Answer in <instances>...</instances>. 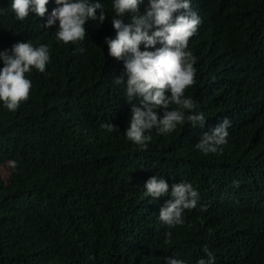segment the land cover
<instances>
[{
	"label": "trees",
	"instance_id": "trees-1",
	"mask_svg": "<svg viewBox=\"0 0 264 264\" xmlns=\"http://www.w3.org/2000/svg\"><path fill=\"white\" fill-rule=\"evenodd\" d=\"M202 1L212 3L238 49L249 50L251 76H242L222 53L207 58L194 48L197 78L206 81L195 98L205 127L185 120L168 134L153 128L141 150L125 135L126 85L114 83L117 76L127 80L123 62L110 57L104 43L116 35L113 0H90L108 17L85 25L99 39L86 33L74 44L57 40L58 21L42 27L54 0L44 18L30 13L23 21L11 0H0V51L30 42L46 45L50 55L44 72L25 73L32 85L27 101L15 111L0 101V166L10 165L6 179L0 174V264H167L168 257L198 264L206 253L215 264H264L263 194L257 226L235 247L208 241L195 209L183 212L182 225L167 226L159 212L170 194L155 201L145 195L154 175L167 181L169 193L172 184L188 180L205 192L225 181H264V0H224V7ZM220 32L211 26L212 45ZM225 117L231 121L228 145L219 154L200 153L202 134ZM105 123L118 130L108 132Z\"/></svg>",
	"mask_w": 264,
	"mask_h": 264
},
{
	"label": "clouds",
	"instance_id": "clouds-1",
	"mask_svg": "<svg viewBox=\"0 0 264 264\" xmlns=\"http://www.w3.org/2000/svg\"><path fill=\"white\" fill-rule=\"evenodd\" d=\"M56 7L47 15L43 28H51L58 21L56 38L64 44L77 43L86 37L99 39V35L85 25L96 20L103 24L108 17L103 5L90 0H54ZM49 0H11L15 18L23 21L29 14L44 18ZM218 7L226 6L224 0H216ZM115 15L111 24L116 32L114 38L105 37L108 55L122 61L124 78L117 76L114 83L126 85L128 103V140L147 148L153 128L160 134L175 131L185 120L193 128L203 129L206 118L196 110V96L205 90L206 81L197 78L198 54L194 48L204 52L207 58L222 53L225 59H233L238 72L249 78L250 52L245 47L238 49L236 40L228 31L224 21L214 14L212 3L202 0H113ZM97 10L99 15L97 16ZM227 11V12H226ZM224 18L235 29V21L226 10ZM128 22H125V18ZM218 26L222 32L214 36L211 44L210 28ZM243 33L239 32V36ZM4 67L0 69V101L9 111H15L21 102L27 101L31 81L25 73L33 68L44 72L50 61L46 45L33 47L30 42H17L11 50L0 51ZM108 132L117 131L112 123L102 125ZM231 121L225 117L213 123L196 144L202 154L221 153L230 139ZM163 177H150L144 185L145 195L153 201L170 194L161 207L159 219L169 227L182 225L185 210L198 211V222L205 237L211 243H222L227 247L238 246L241 240L258 224L261 211V194L264 181L242 185L222 182L208 192L192 181L171 185ZM170 236L171 233H166ZM207 259L198 264H215V257L206 253ZM167 264H184L173 257ZM186 264H194L187 260Z\"/></svg>",
	"mask_w": 264,
	"mask_h": 264
},
{
	"label": "rangeland",
	"instance_id": "rangeland-1",
	"mask_svg": "<svg viewBox=\"0 0 264 264\" xmlns=\"http://www.w3.org/2000/svg\"><path fill=\"white\" fill-rule=\"evenodd\" d=\"M9 164L6 163V165H1L0 166V174L3 178H7L8 177V173H9Z\"/></svg>",
	"mask_w": 264,
	"mask_h": 264
}]
</instances>
